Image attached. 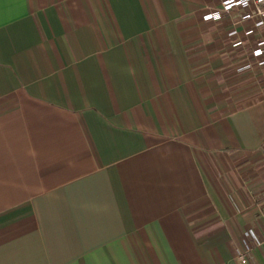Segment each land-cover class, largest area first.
I'll return each mask as SVG.
<instances>
[{
  "label": "crops",
  "instance_id": "crops-1",
  "mask_svg": "<svg viewBox=\"0 0 264 264\" xmlns=\"http://www.w3.org/2000/svg\"><path fill=\"white\" fill-rule=\"evenodd\" d=\"M218 2L0 0V264H239L264 90Z\"/></svg>",
  "mask_w": 264,
  "mask_h": 264
},
{
  "label": "built area",
  "instance_id": "built-area-1",
  "mask_svg": "<svg viewBox=\"0 0 264 264\" xmlns=\"http://www.w3.org/2000/svg\"><path fill=\"white\" fill-rule=\"evenodd\" d=\"M204 21L220 23L228 27L226 36L235 49H248V64L245 71H257L264 68V0H219L218 6L203 15ZM264 89V80L260 83ZM258 177L251 169L250 175L244 179L249 183ZM252 206L260 211L262 218L254 227L242 233V247L236 251L239 264H253V251L264 247V192L250 200Z\"/></svg>",
  "mask_w": 264,
  "mask_h": 264
},
{
  "label": "rangeland",
  "instance_id": "rangeland-1",
  "mask_svg": "<svg viewBox=\"0 0 264 264\" xmlns=\"http://www.w3.org/2000/svg\"><path fill=\"white\" fill-rule=\"evenodd\" d=\"M242 51H244L245 52V56H246V58H248L247 56H248V53H249V50L248 49H242ZM248 72H251V73H257V74H259L260 75V78L258 79V81H257V87L258 88H260V82L262 81V80H264V68H262L261 70H257V71H248ZM261 90H264V89H261ZM250 172H251V169H249L248 171H247V173L245 174V178L247 177V176H249L250 175ZM244 178V179H245Z\"/></svg>",
  "mask_w": 264,
  "mask_h": 264
},
{
  "label": "clouds",
  "instance_id": "clouds-1",
  "mask_svg": "<svg viewBox=\"0 0 264 264\" xmlns=\"http://www.w3.org/2000/svg\"><path fill=\"white\" fill-rule=\"evenodd\" d=\"M247 2V0H242V3H246Z\"/></svg>",
  "mask_w": 264,
  "mask_h": 264
}]
</instances>
